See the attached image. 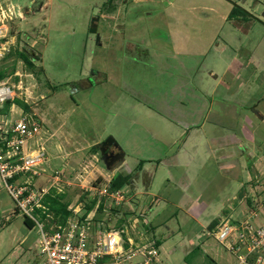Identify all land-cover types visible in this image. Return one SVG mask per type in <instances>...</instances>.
Listing matches in <instances>:
<instances>
[{
  "label": "rangeland",
  "instance_id": "obj_1",
  "mask_svg": "<svg viewBox=\"0 0 264 264\" xmlns=\"http://www.w3.org/2000/svg\"><path fill=\"white\" fill-rule=\"evenodd\" d=\"M33 1L0 0L8 48L0 70L10 84L22 81L19 100L41 123L26 143L28 152L43 148L40 176L29 179L36 190L57 188L82 214L94 190L129 172L132 189L104 217L112 228L125 219L136 238L148 231L158 264H239L232 243L210 235L214 216L192 210L207 203L204 215L220 210V222L264 226L254 211L264 205V0H114L111 11L109 0ZM237 6L250 16L229 19ZM95 16L101 46L89 33ZM23 50L35 69L17 58ZM13 104L12 124L23 111ZM109 137L125 153L115 172L99 149ZM226 151L239 157L224 159ZM142 161L154 177L149 190ZM232 175L244 183L240 193ZM137 199L153 210L138 215ZM23 217L0 175V264H47L39 231Z\"/></svg>",
  "mask_w": 264,
  "mask_h": 264
},
{
  "label": "built area",
  "instance_id": "obj_2",
  "mask_svg": "<svg viewBox=\"0 0 264 264\" xmlns=\"http://www.w3.org/2000/svg\"><path fill=\"white\" fill-rule=\"evenodd\" d=\"M4 16V11L0 9V60L6 57L8 50L4 46L7 40L1 27ZM16 75L20 76L19 73ZM21 88L22 81L19 85H13L6 79L0 80V175L18 208L35 223V229L40 234L41 252L47 256V264H158L156 241L149 239L145 231L136 238L125 226L112 228L108 219L104 218L110 216V209L120 207L125 200L124 189L110 190L111 180L103 188L94 190L98 202L93 210L80 214V209L69 207L73 215L66 225L53 227L52 231L46 230V225L34 211L42 208L41 200L51 187L37 191L36 185L29 180L40 176L43 148L33 152H28L26 148L27 141L40 131L41 123L36 116L22 111L12 124L14 104L5 111L8 101L21 98L17 92ZM116 198L121 199L120 203ZM102 202L104 208L100 213ZM144 224L147 223L144 221ZM235 233L238 235L234 236ZM210 235L222 244L230 241L229 249L237 253L239 264H264V226L255 227L250 220H224Z\"/></svg>",
  "mask_w": 264,
  "mask_h": 264
},
{
  "label": "trees",
  "instance_id": "obj_3",
  "mask_svg": "<svg viewBox=\"0 0 264 264\" xmlns=\"http://www.w3.org/2000/svg\"><path fill=\"white\" fill-rule=\"evenodd\" d=\"M248 16H250V13H248L247 11H245L244 9L240 8V7H234L229 15V19L232 18H238L241 17L243 19L248 18ZM10 56V55H9ZM16 56L19 60L23 61L30 69H35L34 68V63L32 60V54L28 53L27 51H17L16 52ZM7 58V57H6ZM15 68H13V70L11 71V73H14ZM41 72H43L41 70ZM10 73H8L7 71H5V69H1L0 70V80H5L9 77ZM15 80H18L17 78H15ZM16 103L18 106L22 107L23 111L25 113L31 114V108L29 105H27L26 103L22 102L19 99H16L14 102L8 101L5 105V111H8L9 107L13 104ZM144 166V162H140L139 163V170L141 171L143 169ZM132 175H124L122 173H117L116 175H114L111 179V183H110V190L111 191H118V190H122V189H127L130 186V179ZM17 177L15 179L12 180V182L14 180H16ZM130 188V187H129ZM130 196V194H127V197ZM80 200H84V197H81ZM98 202V198L95 196V198L93 200H91V202L85 204V212L89 213L91 210H93V208L97 205ZM250 203V201H249ZM131 204L133 205L134 209L136 210V213L138 212L137 210H139V213H137L138 215H143V211L144 209L146 211H152L153 210V206L148 205L146 207L140 208V206L138 205V200H136V205L135 206V202H131ZM41 205L42 208H36L34 211V214L36 216L39 217L40 221L43 222L46 225V230L47 231H52L51 229L53 227H58V226H64L66 225V223L68 222V220L70 219V217L73 215V212L69 210V207L71 205V200L68 198L67 194L64 192H59L57 190V188L53 187L50 188L49 192L43 196L42 200H41ZM152 207V209H151ZM104 208V203L102 202L100 204L99 207V212L102 213ZM120 207L118 208H114L112 211H117L119 210ZM142 217V216H141ZM24 224L26 225V227H28L29 229H34L35 228V223L30 220L27 216L24 215ZM125 220V219H123ZM123 220H121V225H118V228H123L125 226V224L123 223ZM145 220L143 219V222ZM220 220L219 219H215L211 222V224L209 225V229L213 230L215 229L218 224H219ZM234 222V221H233ZM146 224V228H147ZM147 234V232H146ZM158 245H160V242H158Z\"/></svg>",
  "mask_w": 264,
  "mask_h": 264
},
{
  "label": "crops",
  "instance_id": "obj_4",
  "mask_svg": "<svg viewBox=\"0 0 264 264\" xmlns=\"http://www.w3.org/2000/svg\"><path fill=\"white\" fill-rule=\"evenodd\" d=\"M263 120H264V118H262ZM249 123H251L252 124V121H249ZM250 124V125H251ZM242 133H244L245 135H246V132L248 131V129H247V127L246 126H243L242 128ZM240 136V135H239ZM242 136H241V138H235V140L236 141H239V143H240V141H242ZM213 152V151H212ZM227 152H230V153H235V156H237V152H233V151H226L224 154L222 153V155L221 156H223V158L225 159V158H228V154H227ZM213 154V153H212ZM211 155V154H210ZM237 157H239V156H237ZM255 157V155L254 154H252V156L250 157L251 158V160L253 161V163L255 164V166H256V168H257V162L259 161V157L260 156H257V158H254ZM239 161V160H238ZM225 166L226 165H228L230 162L228 161V160H226L225 161ZM260 169H264V164H261L260 163ZM244 167H242L241 165H240V169H243ZM141 171H143V169L141 170ZM146 172V171H145ZM147 173V172H146ZM149 176V173H147V174H145V177L147 178ZM174 177V176H173ZM236 177V176H235ZM153 178L154 177H152V180H151V182H150V186H149V188H148V190L152 187V183H153ZM237 180H235V178H234V175H232V176H230L229 177V180H231V181H235V183H237L238 182V184L237 185H239V187H238V189H239V191H238V193H240V191L245 187L244 186V183H243V181L242 180H240V176H237ZM171 180H174L173 178L171 179ZM168 182H171L170 181V179H168L167 180ZM177 181H179L180 183H183L184 181H187V177L184 175V177H183V179L182 180H177ZM187 187V186H186ZM224 188L225 189H227L228 187H226V186H224ZM259 188H262V187H257V189H256V192H258V190H259ZM245 189V188H244ZM243 189V190H244ZM226 193H227V190H226ZM227 195H228V193H227ZM226 195V196H227ZM185 199V198H184ZM183 199V200H184ZM138 200V199H137ZM262 201V200H261ZM261 201H260V203H261ZM229 202V199H227V198H225V200H224V206L226 205V204H229L228 203ZM263 202H264V200H263ZM138 205L140 206V208L141 207H146V205L144 206V204H143V200H141L140 199V201H138ZM135 206H137L136 205V202H135V204H134ZM224 206H222L221 208H223ZM207 207H208V204L207 203H202V204H200V203H196V205H195V207L193 208V210H192V213L196 216V217H203V216H207V217H210V216H214V219L213 220H215V216H218V214L220 213V210L219 211H217V212H214V213H208V214H206V215H204V212H205V209H207ZM151 209H152V207H151ZM254 211L256 212V215H255V217H262L261 218V220L262 221H264V205L263 204H260V205H258L257 206V208H255L254 209ZM250 214H251V212H250ZM254 217V218H255ZM216 219H218V218H216ZM146 227V226H145ZM145 231V230H144ZM146 232V231H145ZM147 233H148V231H147Z\"/></svg>",
  "mask_w": 264,
  "mask_h": 264
},
{
  "label": "water",
  "instance_id": "obj_5",
  "mask_svg": "<svg viewBox=\"0 0 264 264\" xmlns=\"http://www.w3.org/2000/svg\"><path fill=\"white\" fill-rule=\"evenodd\" d=\"M89 33L91 35L97 34V27H96V25H94V21H92V23L90 25ZM99 40H100V36L97 37V41H99ZM111 146L119 147V149L122 150L121 146L116 142V140L113 137H109L104 143H102L101 149H100V154H101L102 159L106 162L109 170L112 172H115L116 170H120V168L125 167L123 165V163L125 161V153L122 151L119 154L115 155L111 161H108V155L106 154V149L111 147ZM114 163H117V164L114 168H112ZM142 172H144V174H143V176H144V181H143L144 189L148 190V188L150 186V182L152 180V175L149 173V176L146 178L145 174H147L148 172L146 173L145 171H140L141 174H142ZM122 174L129 175V172H124ZM134 181H135V179L132 177L130 179V186H129L131 189L134 185ZM135 188H137V187H135Z\"/></svg>",
  "mask_w": 264,
  "mask_h": 264
},
{
  "label": "flooded vegetation",
  "instance_id": "obj_6",
  "mask_svg": "<svg viewBox=\"0 0 264 264\" xmlns=\"http://www.w3.org/2000/svg\"><path fill=\"white\" fill-rule=\"evenodd\" d=\"M35 1V2H34ZM33 2H31V5H34V4H36V2H37V0H34ZM108 10L110 9V7H113V5H114V0H109L108 1ZM41 7V6H40ZM39 7V8H40ZM38 7H37V9L36 10H38L39 9ZM31 11H32V9H30ZM112 9H110V11H111ZM92 21H94V25H96V27H97V34H95V35H92V36H94V38H95V42H96V40H97V37L98 36H100L99 34H98V27H99V23H100V21H101V18H100V16H98V17H92L91 18V21H90V23H89V28H90V25H91V23H92ZM97 46H101V37H100V40L99 41H97ZM91 74H92V76L93 77H97L98 76V74H99V72L98 71H91ZM85 82H87V81H85ZM93 82H88V84H92ZM101 143L99 144V149H101ZM120 152H122V150H120L119 149V147H115V146H111V147H109V148H107L106 149V154L108 155V161H111L112 160V158L115 156V155H117V154H119ZM116 164L117 163H114L113 164V166H112V168H114L115 166H116ZM116 175V174H115Z\"/></svg>",
  "mask_w": 264,
  "mask_h": 264
}]
</instances>
